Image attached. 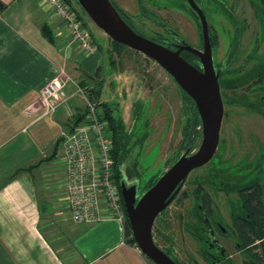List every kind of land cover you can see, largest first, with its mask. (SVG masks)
Segmentation results:
<instances>
[{
	"label": "crops",
	"instance_id": "0c3cea01",
	"mask_svg": "<svg viewBox=\"0 0 264 264\" xmlns=\"http://www.w3.org/2000/svg\"><path fill=\"white\" fill-rule=\"evenodd\" d=\"M58 27L37 0H0V264H154L127 242L124 220H70L60 157L35 167L84 112L77 86L93 89L104 68L99 48L80 55ZM58 76L71 98L49 116L40 89Z\"/></svg>",
	"mask_w": 264,
	"mask_h": 264
},
{
	"label": "flooded vegetation",
	"instance_id": "af4514ba",
	"mask_svg": "<svg viewBox=\"0 0 264 264\" xmlns=\"http://www.w3.org/2000/svg\"><path fill=\"white\" fill-rule=\"evenodd\" d=\"M136 1L138 6L137 14L139 15V20L137 21L130 16V13L122 5L120 0H110L122 19L137 34L144 36L155 43H158L155 39H159L165 42L166 46L160 43L158 44L165 46L173 52L182 50L181 57L199 70H202L204 67L200 55H205V18L208 28V38L212 49L213 67L216 74L220 73L219 83L224 111L228 109L230 110V108H240L259 116L264 122V115L259 110L262 109L264 111V102L261 103V100H264V79L260 84L254 85L253 88L248 87L250 83L246 86L236 87L241 77H244L246 72H248V69L252 67L251 64H246V62L249 57L252 56L256 47L258 46L259 53L264 51L262 48V42L257 39L252 54L248 56L245 62L236 65L243 50L242 44L243 37L246 33V26L236 15L235 8H233L227 0H218V4L216 3L217 1L212 0V5H206L203 0H180L181 5L177 10H172L166 5H156L152 0ZM148 2L152 3L150 4ZM221 2L224 4L223 9H220ZM249 2L251 3L250 0ZM155 10H168L175 14L183 15L189 26V23L193 24L192 28L196 37L194 34L192 37L189 36L188 30L186 33H183L178 28L173 27L172 24H168L167 21L163 20L156 14ZM210 11L222 13L233 30L232 39L229 40L228 45L226 46L227 51L221 62H219L217 55L220 47V35L217 26L211 21L212 15H210ZM254 13L258 20L259 27L262 28V37H264V22L257 17L255 10ZM145 19L161 27L164 33L158 32L155 33V35L150 36L143 32L139 27L142 26L141 23H144L143 21ZM240 29L242 30V33L240 32ZM238 30L239 34L242 35V38L238 40L239 48L236 50L235 47ZM165 71L177 86L182 101L181 141L179 148L175 153L177 159L174 163H170L165 170L166 172L187 152L190 154L195 152L202 142L204 127L196 101L183 89L170 72L167 70ZM183 92L191 98L197 109L201 122L195 130V134L198 132L200 138L197 139L196 145L193 149L189 147L190 145L185 137L190 113L189 115L187 114L189 109H186ZM228 96L229 99L236 102L242 100H247V102H245L244 105L240 103H229ZM118 102L119 111L117 115L124 123L125 134L129 138L127 150L128 153H130L128 159L122 165V176L120 178L117 177L120 192L123 180H125L126 183L138 181L139 191L143 192L147 183L143 189L140 188L138 155L144 150L152 133L150 116L148 117L144 115V104L136 102L133 109L132 124L128 126L120 101ZM226 115L228 116L229 114L224 112L221 131L224 127L223 123ZM138 123H140L143 128V131L139 134L136 133ZM233 131L236 134L235 137L238 138L239 130L237 129L236 132L233 128ZM256 140L255 142L259 147L257 148L258 150L255 156L251 160H248L250 152L240 157L234 164H226L227 162L225 161H222L221 163L217 161L218 158L220 159L222 146L220 132V141L212 159L207 164L194 169L189 174L182 185L180 192L177 194L170 207L166 210L165 215L169 213L170 208L174 203H179L180 205L185 201H188L189 203V209L187 208L184 213L180 212L178 218L184 230L198 244L197 253L199 259L190 257L188 262H182L174 251V255L181 264H264V146ZM161 145L160 140V146ZM230 148L233 155H237L238 151H234L231 146ZM184 151L185 154H182ZM208 169V173L194 176L197 172H200L201 170L206 171ZM163 174H159L160 177ZM163 225H167L166 219L163 220ZM169 247L174 250V245L172 243H170Z\"/></svg>",
	"mask_w": 264,
	"mask_h": 264
},
{
	"label": "rangeland",
	"instance_id": "374dc122",
	"mask_svg": "<svg viewBox=\"0 0 264 264\" xmlns=\"http://www.w3.org/2000/svg\"><path fill=\"white\" fill-rule=\"evenodd\" d=\"M152 1L159 6L166 5L172 10L179 9L181 5L180 0ZM120 2L132 18L136 21L139 20L136 0H120ZM227 2L235 8L236 15L246 26V33L242 44L243 50L236 64L240 65L252 54L257 39L262 42V48L264 49V37H262V28L258 25L254 8L249 0H227ZM148 3L151 4L152 2ZM72 5L85 20L95 42L102 46L104 50H107L109 47L107 35L88 18L74 0H72ZM155 12L160 18L167 21L168 24H172L173 27L178 28L181 32L186 33L188 30L189 36L192 37L194 34L196 37L192 28L193 24L188 22L189 26L183 15L175 14L168 10H155ZM210 15H212L211 21L217 26L220 35V47L217 55L219 62H221L227 51L226 46L229 40L232 39L233 30L222 13L210 11ZM143 22L141 23L142 26L138 27L146 34L153 36L158 32L164 33L161 27L151 21L145 19ZM109 50H111L110 47ZM112 57L116 60L117 66L111 68L112 70L106 81V88L102 94L103 101L111 104H117L120 101L128 126L132 124L133 109L136 102L143 103L145 109L144 115L150 116L152 133L144 150L138 155L139 182L140 188L143 189L151 176L165 173L170 163H174L177 159L175 153L181 141L182 101L175 83L166 71L152 59L132 49L124 50L121 57H118V54H114ZM103 65L105 66V70H103L102 74L108 71L107 67L109 63L105 56ZM228 110L225 111L229 115H226L224 119V127L221 131V155L217 161L234 164L240 157L250 152L248 160H251L259 147L255 140L257 139L264 146V122L259 116L243 109L230 108ZM140 123L136 127L137 134L143 131ZM233 128L236 132L237 129L239 130L238 138L235 137L236 134ZM230 146L234 151H238L237 155H233ZM182 154H185V151ZM208 172L209 169L206 171L201 170L194 174V176L204 175ZM45 177L47 178L49 175L46 174ZM187 208L189 209L188 201H185L182 205L174 203L167 215L163 217L159 216L160 219L155 222L156 226L154 227V236H156L158 244L163 248H168L170 242L166 238L170 237L171 243L174 245L175 254L182 262H188L190 257L198 258V244L184 230L178 218V214L180 212L184 213ZM165 219L167 221L166 226L163 225V220ZM156 230H162V234H159Z\"/></svg>",
	"mask_w": 264,
	"mask_h": 264
},
{
	"label": "water",
	"instance_id": "95a60500",
	"mask_svg": "<svg viewBox=\"0 0 264 264\" xmlns=\"http://www.w3.org/2000/svg\"><path fill=\"white\" fill-rule=\"evenodd\" d=\"M88 18L110 39L129 49L137 51L156 61L170 72L183 89L196 101L203 121V139L193 154L187 152L158 182L146 192L139 191V183H121V193L134 240L140 251L154 264H178L156 242L154 226L158 217L166 211L189 174L214 156L219 141L224 118L219 74L215 73L212 49L205 22V55H200L203 69L199 70L181 57V51L173 52L154 41L137 34L122 19L110 0H74ZM65 141L62 136L55 143L52 154L41 160L35 167L53 161Z\"/></svg>",
	"mask_w": 264,
	"mask_h": 264
},
{
	"label": "built area",
	"instance_id": "2783aa9c",
	"mask_svg": "<svg viewBox=\"0 0 264 264\" xmlns=\"http://www.w3.org/2000/svg\"><path fill=\"white\" fill-rule=\"evenodd\" d=\"M37 1L51 21L61 23L57 35L75 44L80 55L97 49L92 33L66 0ZM65 86L66 81L60 76L45 82L40 89V104L46 115L52 116L71 97L81 95L85 99V120L73 132L64 134L65 141L58 154L63 166L69 218L74 223L89 224L111 217L125 221L122 195L114 180L108 124L102 119L99 106L88 98L85 88L77 86L76 93L69 97Z\"/></svg>",
	"mask_w": 264,
	"mask_h": 264
},
{
	"label": "trees",
	"instance_id": "16d2710c",
	"mask_svg": "<svg viewBox=\"0 0 264 264\" xmlns=\"http://www.w3.org/2000/svg\"><path fill=\"white\" fill-rule=\"evenodd\" d=\"M66 1H67V3H69L73 7L72 0H66ZM203 1L205 2L206 5H209V4L212 5L213 4L212 0H203ZM215 1H217L216 3L218 4L219 1L218 0H215ZM250 1H251V4H252L255 12H256L257 17L260 18V20L262 22H264V0H250ZM223 7H224V4L221 2L220 9H223ZM79 18L81 20H83L80 15H79ZM84 24L87 26V24L85 22H84ZM43 31H44V35L46 36V38L53 39L52 32H51V29L49 26L45 25L43 27ZM240 32L242 33V30ZM241 38H242V35L239 34V30H238V36L236 38V47H235L236 50L239 48L238 40ZM93 41H94V45L96 46V48L97 49L99 48L103 52L104 56L108 59L109 65L107 67V70H108L107 73L104 72V74H101L103 72V70H105V66L102 70L101 69L99 70L97 77H95L98 81L97 86H95L93 89H90L87 87L85 89L88 93V98L92 102L96 103L99 106L100 112H101V117L108 124V130L110 132V137H111V141H112V145H113L112 156H113V159L115 162L114 180H115V182L119 188L118 178H120L122 176V171H121L122 165L126 162V160L129 157V154H130V153H128V150H127V144L129 142V138L125 134V126H124L122 119L120 117H118V115H117V113L119 111V104H116V103L111 104L109 102L102 101V94L104 92L108 76L112 70L111 68H115L117 66V62L115 59H113L112 56L114 54H118V57H121L122 52L124 50H130V49L119 44V43H116L115 41H113L110 38H108V41H109V47L111 48V50H109V47L107 50H104L102 48V46H100L99 44H97L95 42L94 37H93ZM155 41L166 46L165 42H163L159 39H155ZM258 51H259V48L257 46L256 49L254 50L252 56H250L248 61L246 62V64H251L252 67L250 69H248V72H246L244 77H241V79H240V81L236 87L246 86L248 83H250L248 87L253 88L254 85H258L261 83V81H263V79H264V51L262 53H259ZM228 89H232V88H228ZM183 95L185 98L184 100H185L186 109L187 108L189 109L187 114L189 115V113H190V115H189L190 118H189V121H188V124L186 127V131H185V137H186V140L188 141V143L190 145L189 147L193 149V147H195V145H196L197 139L200 138L198 132L195 134V130L201 124V122H200V117H199V114L197 112V109H196L194 103L192 102L191 98L187 94H185L184 92H183ZM228 102L229 103H240V104L244 105L245 102H247V100L246 101L242 100V101L236 102V101L229 99V96H228ZM263 102H264V100L263 101L261 100V103H263ZM259 110L264 115V111L262 109H259ZM86 112L87 111L85 108L84 112H82L81 114L79 113L74 118H72V121L69 122V127L67 129V131L69 133L73 132L77 126H79L80 124H82L84 122ZM62 144L60 145L59 151L61 149ZM57 157H58V155L56 156V158ZM45 164H47V163H45ZM159 178H160V175L159 176L155 175L152 178H150L147 181V185L144 188L143 193L148 191L150 188H152L156 184V182L159 180ZM122 206H123V210H124V213L126 216V220L124 222L126 240L129 244H133V245L137 246L136 242L134 240V237H133V233H132L129 221L127 219V214H126V209H125L123 199H122ZM165 213H166V211L163 212L160 215V217H163L165 215ZM160 217L156 220V222L160 219ZM154 231H155V228H154ZM156 231H158L159 234H162V230H156ZM154 237H155V240L158 244L156 236H154ZM166 240L171 243L170 237L166 238ZM162 249L175 262H177L178 264H181L177 260L176 256L174 255L173 248L168 247V248H162Z\"/></svg>",
	"mask_w": 264,
	"mask_h": 264
}]
</instances>
